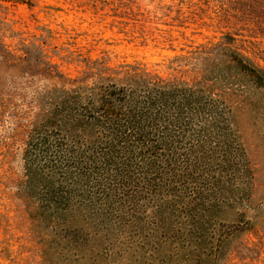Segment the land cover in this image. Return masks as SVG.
Segmentation results:
<instances>
[{
	"label": "rangeland",
	"instance_id": "obj_1",
	"mask_svg": "<svg viewBox=\"0 0 264 264\" xmlns=\"http://www.w3.org/2000/svg\"><path fill=\"white\" fill-rule=\"evenodd\" d=\"M223 47L264 70V0H0V264H264V93L236 72L229 92L252 177L223 186L196 219L149 211L124 230L19 190L44 92L127 65L196 83Z\"/></svg>",
	"mask_w": 264,
	"mask_h": 264
},
{
	"label": "trees",
	"instance_id": "obj_2",
	"mask_svg": "<svg viewBox=\"0 0 264 264\" xmlns=\"http://www.w3.org/2000/svg\"><path fill=\"white\" fill-rule=\"evenodd\" d=\"M222 50L220 59H204L218 63L196 83L127 65L120 77L44 92L20 195L55 211L85 206L124 230L140 229L149 211L196 219L203 201L252 177L229 89L238 86L236 72L264 93V70Z\"/></svg>",
	"mask_w": 264,
	"mask_h": 264
}]
</instances>
